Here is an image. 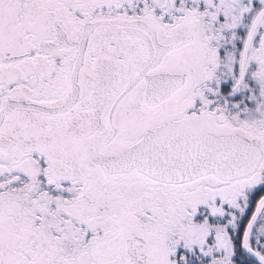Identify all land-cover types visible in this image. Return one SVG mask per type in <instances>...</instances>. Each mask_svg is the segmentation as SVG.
I'll return each instance as SVG.
<instances>
[{"label":"snow or ice","instance_id":"obj_1","mask_svg":"<svg viewBox=\"0 0 264 264\" xmlns=\"http://www.w3.org/2000/svg\"><path fill=\"white\" fill-rule=\"evenodd\" d=\"M0 264H264V0H0Z\"/></svg>","mask_w":264,"mask_h":264}]
</instances>
